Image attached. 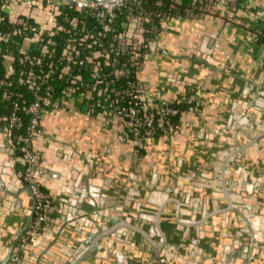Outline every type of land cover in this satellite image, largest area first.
Instances as JSON below:
<instances>
[{"label":"crops","instance_id":"crops-1","mask_svg":"<svg viewBox=\"0 0 264 264\" xmlns=\"http://www.w3.org/2000/svg\"><path fill=\"white\" fill-rule=\"evenodd\" d=\"M158 28L159 47L136 78L154 108L179 105L176 131L138 147L98 116L46 113L32 147L53 202L19 264H264L256 22L222 4L202 17L169 16ZM33 210L0 123V264Z\"/></svg>","mask_w":264,"mask_h":264},{"label":"built area","instance_id":"built-area-1","mask_svg":"<svg viewBox=\"0 0 264 264\" xmlns=\"http://www.w3.org/2000/svg\"><path fill=\"white\" fill-rule=\"evenodd\" d=\"M181 2L172 0L168 11L157 10L150 14L162 20L172 15L181 16L180 12L186 17H202L224 4L253 18L256 29L264 21V6L250 0H190L182 7ZM157 3L160 5L162 0ZM67 4L89 14L96 32L79 39L76 21L67 14L64 19L71 27L58 25L60 8ZM35 7L41 13L34 14ZM43 12L49 18L42 17ZM123 13L127 14V19L120 21ZM152 18L144 12V0H0V123L11 134L18 153L17 174L34 200L32 221L16 245L9 264H19L28 242L47 222L53 202L40 183L39 153L32 147L33 137L46 113L68 111L98 116L117 126L122 137L133 140L138 147L158 135H171L176 131L174 117L180 114L179 108L171 104L154 108L136 78L148 56L159 47L157 37L149 43L146 38L147 33L157 28L147 26ZM60 31L69 35L61 55L54 60L51 57L57 45L53 37ZM81 49L85 53L83 57ZM260 53L264 61V46L260 47ZM113 57L120 58L116 59L120 69L99 77L103 70L99 59ZM64 64L59 78L73 66L77 69L86 66L91 68L95 80L78 81L79 76L74 77L59 92L54 73L58 65ZM121 79L125 81L123 85L112 86ZM77 102L87 103L86 109L82 110Z\"/></svg>","mask_w":264,"mask_h":264},{"label":"trees","instance_id":"trees-1","mask_svg":"<svg viewBox=\"0 0 264 264\" xmlns=\"http://www.w3.org/2000/svg\"><path fill=\"white\" fill-rule=\"evenodd\" d=\"M158 1L159 0H144V12L146 15H148L149 17L152 18L150 13L153 14L157 10H163V11L169 10V6H170V3L172 2V0H162V3L160 5L157 3ZM189 2H190V0H182V2L179 3V6L182 7L184 5H187V4H189ZM60 9H61L62 13L57 18L58 25L63 26L64 28L71 27L70 22L65 21V19H64V15L67 14L71 20L76 21L77 30H78L77 36L79 39H81L85 35L96 32V30H94V27H93L94 26V20L86 12L75 8L74 6H70L69 4L62 5ZM179 14H181V16H183L182 15L183 13L180 12ZM126 15H127L126 13H123V16L121 17L120 21H125L127 19ZM161 21H162L161 18H152L150 22H147V26L150 28L157 26V28L155 30L156 32L154 31L152 33L146 34V38H147L148 43L157 37V32H158L157 30L159 29L158 26H159V23ZM68 35H69V33L60 31L59 33H57L53 37L54 41L56 42L57 48H56L55 53L51 57L52 59L57 60L58 56L61 55L62 49L65 46L66 38L68 37ZM20 41H22V40L20 39ZM254 45H255L256 49H260V47L264 46V21L260 22L259 27H257V29H256V38L254 40ZM36 51H38V48H36ZM81 55H82V57L85 56V53L82 49H81ZM117 58L120 60L119 57H113L110 60H106L105 58L99 59L101 61L102 66H103L102 75L99 77L102 78L107 73L116 72L117 70L120 69V63L116 62ZM64 66H65V64L64 65H58V67L54 73V81L56 82L57 90L59 92L62 90L63 87H65V85H67L69 83L67 81H71L74 77L77 78L79 76L78 81L93 82L95 80L92 76L91 68H88L86 66H82L80 69H77L73 66L69 72L64 73L63 78H59V74L61 72H63ZM124 83H125V81L123 79H121V80H117L116 82H114L112 86H115V87L121 86ZM98 87H100V86H98ZM97 90H98V88L95 89V91H94L95 94L97 93ZM80 91H82V90H80ZM77 103H79L82 110L86 109L87 103H85V102H82V103L77 102ZM173 106L179 108V105L175 104ZM179 110H180V108H179ZM180 113H181V110H180ZM179 115L174 117V120L176 122L178 120Z\"/></svg>","mask_w":264,"mask_h":264},{"label":"water","instance_id":"water-1","mask_svg":"<svg viewBox=\"0 0 264 264\" xmlns=\"http://www.w3.org/2000/svg\"><path fill=\"white\" fill-rule=\"evenodd\" d=\"M101 1H110V0H101ZM13 251H14V247L11 249V251H10V255H9L8 259L5 260V261H3L2 264H7V263L9 262L10 257H11V255H12ZM244 251H246V248L244 249ZM247 251H248V249H247ZM243 256H244V257H245V256L247 257V254H243Z\"/></svg>","mask_w":264,"mask_h":264}]
</instances>
